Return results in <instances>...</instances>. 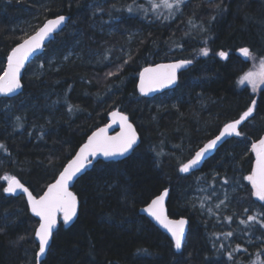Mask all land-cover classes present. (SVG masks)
<instances>
[{"label": "trees", "instance_id": "16d2710c", "mask_svg": "<svg viewBox=\"0 0 264 264\" xmlns=\"http://www.w3.org/2000/svg\"><path fill=\"white\" fill-rule=\"evenodd\" d=\"M153 4L161 0H0V74L16 43L45 19L69 16L37 56L38 67L33 69L34 61L26 67L21 93L0 98V264H36L38 224L23 196L3 191L2 177L16 176L41 194L113 109L129 116L140 143L127 157L97 161L79 177L73 187L80 200L77 218L68 227L59 223L44 264L264 261V201L244 179L253 167L252 144L264 136V84L253 91L251 84L239 83L245 73L258 72L264 58V0H184L171 16L162 4L155 9ZM205 47L208 56L200 54ZM243 47L257 59L244 60ZM70 51L57 67L44 68L47 55ZM173 59L192 64L173 88L141 95L140 69ZM253 100L254 113L240 127L241 136L226 140L201 169L179 173L202 143ZM232 186L236 190L228 199ZM165 188L169 215L189 219L180 253L138 212ZM194 194L207 200L224 195L219 200L227 201L226 211L219 221L227 229L209 228L211 219L190 201ZM250 215L257 220L247 221Z\"/></svg>", "mask_w": 264, "mask_h": 264}, {"label": "snow or ice", "instance_id": "6c2138e0", "mask_svg": "<svg viewBox=\"0 0 264 264\" xmlns=\"http://www.w3.org/2000/svg\"><path fill=\"white\" fill-rule=\"evenodd\" d=\"M183 3L184 0H161L163 7L169 10L170 16L173 10L178 11ZM161 4H153V8H159ZM217 7H219V5H217ZM128 11L131 12L132 8L129 7ZM65 20L66 17L63 15L55 19L47 20L34 35L24 39L22 43H19L11 50V53L7 57V67L3 69V74L0 75V95L8 96L22 87L21 69L25 67V62L28 61L33 53L43 47L44 42L61 28ZM239 52L246 59H257L256 55L247 47L240 48ZM200 54L208 56L209 49L207 47L200 49ZM218 55L222 58H227L228 56V54L223 51L219 52ZM125 63H127V61H125ZM191 63V60H179L172 64H161L157 65L155 68H145L140 73L139 89L141 94H147L148 92L174 84L177 80V70ZM114 74L115 73H108L109 76ZM245 82L251 84L253 91H256L259 84H264V58L260 59L258 72L249 71L240 78L239 83L243 84ZM255 105L256 101L253 100L252 106L248 107L239 119L226 123L219 135L210 139L202 148L196 151L194 156L189 159L187 163L181 165L179 171L187 173L196 168L206 154L215 149L218 142L222 139L233 135L237 137L241 136L239 126L252 116ZM69 111H72L71 107H69ZM111 115L114 118L113 123L119 122L120 132L116 136L111 137L106 135L107 127L100 128L96 132H93L92 135L88 137L87 142L80 147L75 157L63 167V171L59 173L55 182L47 186V190L43 195L39 197L34 196L15 176L5 175L2 177L3 180L7 181V187H4L3 191L5 193L14 194L19 190L25 193L32 213L40 219L39 227L35 231V236L39 242V250L36 252V264H44L42 258L49 248L53 230L57 224L58 215L62 214L65 224H68L77 216L78 199L69 188L74 178L85 169V162L91 163L89 157H95L97 154H102L104 157L123 156L137 143L136 131L133 126L128 123V117L119 112H112ZM116 118H118V121ZM3 147L4 145L0 144V148ZM252 151L256 154L255 166L251 174L244 177V179L250 182L252 195L257 197L260 201H264V137L260 138L257 143L252 144ZM167 196L168 190L165 189L163 193L153 199L143 211L147 212L171 233L174 247L179 251L184 241V226L186 221L184 219L170 220L168 218L164 208L165 197ZM221 203H223V201H221ZM203 206V203H201V207ZM219 206L220 205H217L216 207L218 208ZM209 212H211V209H209ZM227 219L231 220V217ZM256 220V216L250 215L247 217V221L255 222ZM247 221L242 220L241 223H246ZM260 223L261 227H264V221ZM227 235L231 236L232 233L229 232ZM236 250H240L239 245ZM229 256L231 257V253H229ZM258 264H264V261H258Z\"/></svg>", "mask_w": 264, "mask_h": 264}, {"label": "water", "instance_id": "95a60500", "mask_svg": "<svg viewBox=\"0 0 264 264\" xmlns=\"http://www.w3.org/2000/svg\"><path fill=\"white\" fill-rule=\"evenodd\" d=\"M60 15H63V16L66 17V20H65L64 24L61 26L60 29L57 30V32H56L55 34H53L49 39H47V40L44 42V45H43V47H42L40 50L36 51L35 53L32 54L31 57H29L28 61L25 62V67L21 69V84H22V87H21L19 90H17L15 93H13V94H9L8 96L0 95V98H1V97H14V96H17L18 94L21 93V91L23 90L22 76H23V73H24L26 67L28 66V64H29V63H30L35 57H37V56H39L40 54L43 53V51H44V49H45V46H46L51 40H53L54 37H55V35L58 34V33H59V32H60V31L66 26V24H67V22H68V20H69V16H68L67 14H58V15H55V16H52V17H49V18L45 19V20L43 21V23H42V24H41V25H40V26H39L34 32H32L31 34H29L27 37L24 38V39H27L29 36L34 35L35 32L38 31L39 28L42 27V26L47 22V20L55 19L56 17H58V16H60ZM24 39H22L21 41H19L18 43H16V44H15V45L9 50L8 55L11 53V50H12L13 48H15L19 43H22ZM239 54L242 56V54H241L240 52H239ZM8 55H7V57H8ZM7 57H6V62H5L4 69L7 67ZM242 57H243V56H242ZM243 59H244V60H247L245 57H243ZM179 60H188V59H173V60H169V61H160V62H157V63H154V64H150V65H146V66L142 67V68L140 69L139 73H138L137 82H136V87H137L138 92L141 94L140 89H139V84H140V73H141L145 68H155L157 65H161V64H172V63H176V62L179 61ZM191 64H192V63H191ZM191 64L186 65L185 67H182V68H180V69L177 70V80H176V82H175L174 84L169 85V86L164 87V88L157 89V90H155V91L148 92L147 94H141V95L146 96V97H152V96H154V95H156V94H158V93H161V92H163V91H165V90H167V89H171V88H173V87L177 84V81H178V78H179V74H180V72L183 71V70H185V69H187ZM2 74H3V71H2V73H1L0 75H2ZM246 110H247V109H246ZM246 110H244V111H246ZM244 111H243V112H244ZM112 112H119V113H122L123 115H126V116L128 117V123H130V124L133 126V128L135 129V131H136V134H137V143H136L135 145H133L132 149H130V150H129L127 153H125L123 156H119V155H117V156H114V157H104L102 154H97L95 157H89V160L91 161V163H87V162H85V163H86V167H85V169H84L81 173H79L78 176H77L76 178H74L73 183L70 185L69 190L72 191L76 196H77V194H76L75 191L73 190L74 184H75L76 181L79 179V177H81V176L86 172L87 169H89V168L92 167V165H93L94 163H96L97 161H117V160H121V159L127 157L128 155H130V154L132 153V151H133V150L138 146V144L140 143V135H139V133L137 132L135 125H134L133 122L130 120L129 116H128L126 113H124V112H122V111H120V110H118V109H113V110L109 111L108 116H107V121H106L104 124H102V125L96 127L94 130H92V131L86 136L85 140H84V141H83V142L77 147V149L75 150V152L73 153V155H72V156L66 161V163L63 165V167L66 166L67 163H68L71 159H73V158L75 157L76 153L79 152L80 147L83 146V144H85V143L87 142L88 137L91 136L93 132H96L98 129H100V128H105V127H107V133H106V135L109 136V137H111V136H116V135L120 132L121 129H120V124H119V122L113 123V119H114V118H113L112 115H111ZM243 112H242L238 117H236V118H234V119H232V120H230V121H228V122H226V123H229V122H232V121H234V120L239 119V117L243 114ZM253 113H254V111H253ZM252 115H253V114H252ZM249 118H250V117H249ZM249 118H248V119H249ZM116 119H117V121H118V118H116ZM248 119H247V120H248ZM247 120H246V121H247ZM246 121H244V122H246ZM244 122L239 126V129H240V127L244 124ZM226 123H225V124H226ZM225 124H224V125H225ZM224 125L221 126V128L218 130V132H217L215 135H213V136L210 137L208 140H206L204 143H202V145H200V146L194 151V153L192 154V156H191L189 159H191V158L194 156L195 152L198 151L200 148H202V147H203V146H204V145H205L210 139H213V138H215V136L219 135V133H220V131L223 129V126H224ZM233 136H234V135H233ZM233 136L226 137V138L222 139L220 142H218L217 147H216L215 149L211 150L210 152H208V153L206 154V156L204 157V159L201 161V163H200L196 168L190 170V171L187 172V173H182V172H180V171H179V173H181V174H189V173H192L193 171H197V170L201 169L202 166H203V164H204V162H205L209 157H211L213 154H215V152L218 150V148H220V146H221L226 140H228L229 138H231V137H233ZM189 159H188V160H189ZM188 160H186V161L183 162V163H187ZM255 160H256V154H255V156H254L253 167L255 166ZM183 163H182V164H183ZM182 164H181V165H182ZM181 165L179 166V168L181 167ZM63 167L61 168V170L59 171V173H60L61 171H63ZM253 167H252V169H253ZM251 172H252V171H251ZM59 173L57 174V176L55 177V179H53L52 181H50V182L46 185V187L44 188V190L42 191V193L39 194V195H35V194H34V193H33V192H32V191H31V190H30V189H29L24 183H23V184H24L25 187H27V188L29 189V191L32 192V194H33L34 196L39 197L40 195H43V193L47 190V186H48L49 184L55 182L56 178L59 176ZM15 177H16V176H15ZM16 178L19 179L18 177H16ZM21 183H22V182H21ZM6 187H7V181H6ZM165 189L168 190V196H169V188H165ZM165 189H163L158 195H156L155 197H153V198H152L147 204H145L144 206L140 207L138 212H139L141 215H144L146 218H148V219H149V220H150V221H151L156 227H158L162 232H164V233L168 236V238L170 239V241L172 242V245H173L174 251H175L176 253H180L181 250H182V248H181L179 251H177V250L175 249V247H174V241L172 240L171 233H169V232L167 231V229H165V228H164L159 222H157V221H156L152 216H150L147 212L143 211V209L146 208V207L148 206V204H150L151 201H152L153 199H155L157 196L161 195ZM7 194L12 195V196H15V197L23 196V198H24V200H25V203H26V205H27V208H28V212H29V213H30L35 219L38 220V224H37V226H36V228H35V230H34V233H33V237H34V240H35L36 245H37V249H36V252H37V251L39 250V249H38L39 242H38V239H37L36 236H35V231H36V229L39 227V223H40V219H39V217H36V216L32 213L31 208H30V206H29V204H28V198H27V195H26L25 193L20 192V191L18 190V191H17L16 193H14V194H12V193H7ZM168 196L165 197V202H164L165 213H166V215L168 216V218H169L170 220H180V219H184V220L186 221V224H185V226H184V241H183V244H184V242H185V240H186V236H187L188 228H189V219H188L187 217H185V216L171 217V216L169 215V213H168V208H167V200H168ZM77 199H78V209H79L80 200H79L78 196H77ZM78 209H77V215H78ZM76 218H77V216L74 217L73 220L70 221L68 224H65V223L63 222V216H62V214L58 215V217H57V224H56V227H55L54 230H53V235H54L55 231L57 230V228H58L60 222H62L66 227H68V226H70L71 224H73V222L76 220ZM52 238H53V236H52ZM52 238H51V240H50L49 247H50V245H51ZM182 247H183V245H182ZM48 250H49V248H48ZM48 250H47V251H48ZM47 251H46V253H47ZM45 255H46V254H45ZM45 255L43 256L42 260L44 259ZM35 256H36V253H35Z\"/></svg>", "mask_w": 264, "mask_h": 264}, {"label": "rangeland", "instance_id": "374dc122", "mask_svg": "<svg viewBox=\"0 0 264 264\" xmlns=\"http://www.w3.org/2000/svg\"><path fill=\"white\" fill-rule=\"evenodd\" d=\"M72 51L62 55L58 56L56 54H49L44 58V68L49 69L53 67H57L60 65L62 61H64L68 56L71 55ZM248 60V59H247ZM32 61H34L33 69L38 67V62H39V57H35ZM256 64V63H255ZM259 68V67H258ZM257 68V69H258ZM38 71V70H37ZM264 137V136H263ZM188 160V159H187ZM185 162V161H184ZM236 190L235 186H232L228 191L226 197L229 199L233 192ZM203 194H206L203 192ZM224 195H215L212 196L210 199L207 200L204 198V195L202 194H194L190 196V201L195 209H198L199 213L204 214L206 217L211 219V225L210 229L214 231H224L227 229V225L223 224L219 220L221 219V215H223L226 211V203L227 201L221 203V200ZM215 197V198H214ZM201 203H203V207H201ZM217 205H220L218 208L216 207ZM209 209H211V212H209Z\"/></svg>", "mask_w": 264, "mask_h": 264}]
</instances>
